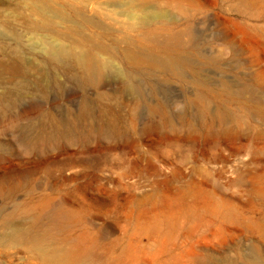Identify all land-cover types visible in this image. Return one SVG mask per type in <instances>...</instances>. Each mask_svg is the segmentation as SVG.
Here are the masks:
<instances>
[{
  "label": "rangeland",
  "instance_id": "rangeland-1",
  "mask_svg": "<svg viewBox=\"0 0 264 264\" xmlns=\"http://www.w3.org/2000/svg\"><path fill=\"white\" fill-rule=\"evenodd\" d=\"M21 1L0 0V94L8 95L6 103L13 101L9 96L19 97L12 106L18 117L10 112L0 116V139L12 140V125H24L43 110L59 117L70 112L77 124L75 114L84 94L92 104L84 124L109 121L116 130L108 136L96 131L88 142L48 149L57 163L32 178L41 177L50 189L30 187L29 175L19 172L33 156L15 147L9 170L18 169L22 176L4 181L3 214L16 212L15 222L25 226L31 214L43 210L45 221L53 206L42 193L88 180L86 193L76 192V199L66 200L78 213L77 220L55 238L81 240L91 264H264V0L145 4L167 23V32L187 29L179 38L186 46L174 55L190 58V65L175 70L129 67L141 93L162 107L153 112L143 102L136 109L138 104L119 91L111 75L95 87L80 88L73 66H33L44 57L39 37L47 31L27 27L26 17L39 22L41 16L30 15ZM121 1L89 0L81 15L97 20L102 17L96 14V4L119 11ZM50 4L58 10L64 5L61 0ZM70 13L69 19L79 20L80 34L72 31L75 27L61 26L59 19H53L54 27L66 43L81 44L87 53L98 45L106 46L109 58H124L125 50L167 57L157 41L127 44L115 26L84 24L80 15ZM15 60L24 63L22 70L2 66ZM40 71L60 80L46 97L26 91L33 89ZM240 83L249 88L238 92ZM5 171L0 169V175ZM20 182L24 186L8 194L10 185ZM54 199L60 202L62 196L55 193ZM3 244L0 264H41L25 246Z\"/></svg>",
  "mask_w": 264,
  "mask_h": 264
},
{
  "label": "bare ground",
  "instance_id": "bare-ground-1",
  "mask_svg": "<svg viewBox=\"0 0 264 264\" xmlns=\"http://www.w3.org/2000/svg\"><path fill=\"white\" fill-rule=\"evenodd\" d=\"M61 1L64 5L62 9L59 10L50 4V0L21 1L24 8L30 12V15L35 13L41 16L39 22H35L34 20L31 21V18L29 19L26 17L25 24L27 27L29 29L40 28L47 31L46 34L39 37L44 57L40 62H33L32 65L36 66L52 63L61 67L73 66L75 69L73 79L80 85V88L84 85L95 87L98 80V82L102 80L106 82L108 76L111 75L115 78L119 91L130 96L134 103L136 105L138 104L136 109L142 102L147 104L152 112L162 108L159 104H156V106L152 104L148 98L141 93L142 89L139 83L134 79L133 73L130 71L129 67L175 70L178 65H190V58H177L174 55L177 49L182 50L183 46H186L184 42L182 43V41H179V38L184 34H188L187 29L178 34L167 32L164 27L167 23L160 20L159 14L152 13V11L145 6L146 3L155 0H123L120 2L122 9L119 11H111L110 9L103 8L100 4H96V14L102 17L97 20L92 18L89 19L81 15L84 6L89 0ZM71 11L75 12L76 15H80L77 17L80 18L81 22L84 24L94 25L99 28H106V26L109 25L115 26V29L119 31L120 36H122L121 40H124L127 44L133 43L134 41L143 42L144 40L150 39L157 41L165 47L167 57L153 58L150 55L142 54L136 56L130 50H125L123 54L124 58H109L110 55L104 51L106 46L103 48L102 46L96 45L97 48L94 49L93 52L87 53L83 50L84 47H80L81 44L78 45L76 42L66 43L68 40L61 39V33L54 27L56 21H53V19H59L61 26H66L70 29L75 27L76 29L74 28L72 31L76 34H80L82 30L79 31L80 26L77 23L79 20L72 21L69 19ZM47 12L52 14L51 17L43 16L44 13ZM48 31L50 32L48 33ZM72 41H74V39ZM110 45L111 44H109V47L112 48ZM109 47L106 50H108ZM2 66L12 70H22L25 65L20 60H15L13 62L3 63ZM39 74L40 75L36 77L33 89L26 91H28V94L31 96L40 93L42 96L46 97L52 88V84H57L60 80L58 77L51 78L48 73L44 71H40ZM236 88L238 92H242L246 91L249 86L246 83H240L236 85ZM6 97H8L7 94H0V116L3 118L7 112H10L11 115L17 118V114H12V106H15L19 97L16 95L9 96L11 97L10 99L13 100L12 103H6L7 101L4 100ZM81 101L80 107L75 114L77 124H74V122L70 120V112L59 117L52 114L50 111L43 110L38 112L35 119H30L24 125H12L16 133L12 140L4 141L0 139V169L6 170L3 175H0V196H3L6 190L5 187H7H4V181L10 180L14 175L20 176L19 173L25 174L26 177L29 175V179L31 178L30 181L32 180L30 187L38 186L39 188H43L47 186L49 188L50 184H45L41 177L32 178L33 173L43 170L50 164L57 163L56 160L50 158L47 154L48 149L62 146L67 142H88L96 131L101 132L104 136L114 134L116 127L109 121L101 122L99 125L95 123L85 125L84 121L92 115V104H90L85 94L82 96ZM29 113L30 110H26L24 115L28 116ZM15 147L33 156L31 160L28 161V165L21 169L19 173L17 172L18 169H13V172L9 170L13 165ZM74 179L75 178H65L66 181ZM22 183L10 185L8 194L24 186ZM88 185H91V182L85 180L80 185H67L65 188L58 185V189L54 190L56 192L51 190L48 193H42V196L47 199L46 203L53 206L52 210L48 212L49 214L45 216V221L43 220L44 213H42V210L31 214L25 226L18 225L15 222L16 212L10 211L3 214L4 212H2L0 208V243H4L5 245L9 244L10 246H13V244L25 246V248L30 249L38 257L41 264H91L89 251L82 245L81 240L76 237H66L64 240L59 241L56 240L57 237L55 238L58 231H61L67 225L77 220L78 213L68 207L66 200L76 199V192L82 191L86 193ZM62 186H64V184ZM55 193L62 196L60 202L55 201ZM17 206L19 205L17 204ZM25 212L23 213L24 215ZM68 234L67 236H69ZM255 259H258V256H256Z\"/></svg>",
  "mask_w": 264,
  "mask_h": 264
}]
</instances>
